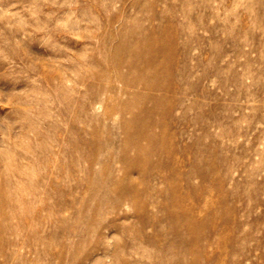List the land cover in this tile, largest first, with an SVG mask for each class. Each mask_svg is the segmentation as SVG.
I'll use <instances>...</instances> for the list:
<instances>
[{"label": "rangeland", "instance_id": "374dc122", "mask_svg": "<svg viewBox=\"0 0 264 264\" xmlns=\"http://www.w3.org/2000/svg\"><path fill=\"white\" fill-rule=\"evenodd\" d=\"M0 264H264V0H0Z\"/></svg>", "mask_w": 264, "mask_h": 264}, {"label": "bare ground", "instance_id": "6f19581e", "mask_svg": "<svg viewBox=\"0 0 264 264\" xmlns=\"http://www.w3.org/2000/svg\"><path fill=\"white\" fill-rule=\"evenodd\" d=\"M108 39V38H107ZM147 39V38H146ZM115 40V39H114ZM148 40V39H147ZM141 41H143V39L141 40ZM140 41V42H141ZM145 41V40H144ZM144 41H143V45L145 46V44H144ZM149 42H150V40H149ZM145 43H146V41H145ZM147 43H148V41H147ZM136 44V43H135ZM134 44V46H133V48L134 49H136V50H138L137 48H139L140 46H142L143 48H144V46L143 45H140V46H138L139 45V43L137 44V46ZM141 47V48H142ZM142 52V51H141ZM144 52V51H143ZM142 52V53H143ZM146 52V51H145ZM154 52V51H153ZM156 52V51H155ZM154 52V53H155ZM147 53V52H146ZM136 55V56H135ZM135 55H133V57H134V60L132 61L131 60V58H130V60L132 61H130V64H128V65H130V70H131V72H132V74L131 75H134L132 78H129V79H127V80H125V82L127 83L126 85H129L128 86V88H126L125 89V91H122L123 92V94H126V96H128V100H127V102H128V108L130 107V106H132L133 105V109H134V103L136 104L137 103V105H138V100L139 99H143V98H145V97H143L142 95H140V94H138V93H136V91L134 90V89H136L137 87H140V86H143V88H147V89H150V90H163V89H167L164 85H161L159 82H158V80H157V78H154V76H153V74H152V72H150V71H148V69H152V68H155V67H157L156 65H157V63H156V61L154 60V58L153 59H146V61H144V63H141V58H142V56H144V55H140L139 53L138 54H135ZM148 55V54H147ZM151 56L152 57H154L155 55L152 53L151 54ZM157 56V55H156ZM132 57V56H131ZM147 57V56H146ZM160 57V56H159ZM99 58V57H98ZM151 58V57H150ZM112 59H114V58H112ZM101 61H102V59H100ZM119 60V59H118ZM127 60L129 61V58L127 59V57H126V60L124 59V61H126L127 62ZM123 60H119V62H120V64L121 63H123L124 62ZM143 61V60H142ZM97 62V61H96ZM99 62V61H98ZM103 62V61H102ZM105 62V61H104ZM161 62V61H160ZM128 63V62H127ZM126 63V64H127ZM96 64V63H95ZM119 64V65H120ZM97 65V64H96ZM127 65V66H128ZM146 69H147V71H146ZM102 71V70H101ZM100 73V72H99ZM102 74H103V72H102ZM104 75H106V73H104ZM94 77V76H93ZM102 76H100L99 75V77H98V79H103V78H101ZM127 77H129V75L127 76ZM126 77V78H127ZM259 77V76H258ZM141 88V87H140ZM100 89V88H99ZM99 92V91H98ZM122 92H120V93H122ZM125 92V93H124ZM96 94H98V93H96ZM147 98V97H146ZM155 100L157 99V97L155 96V97H153ZM127 102H126V104H127ZM137 107V106H136ZM133 109H132V113H133ZM129 110H130V108H129ZM134 110H136V109H134ZM147 110H145V109H140L136 114H135V116H133V119H130V120H127V121H125V123L124 124H122V125H125V126H127L128 127V125H138V123H139V121L140 122H142V120H143V118H144V113L145 114H147ZM128 114V113H127ZM127 119V118H126ZM125 119V120H126ZM136 125V126H137ZM146 125H147V123L144 121V122H142L141 124H139L138 125V127H140V131L137 133V132H135L134 134H131V139H132V142H134V144L136 145V146H138V147H140L139 148V150L140 151H142L143 150V148L139 145V144H141L140 143V140H142V139H148L150 136L148 135V134H146L145 133V131H144V128L146 127ZM138 130V129H137ZM145 139V140H146ZM148 141V140H147ZM130 142V141H129ZM150 142H152V141H150Z\"/></svg>", "mask_w": 264, "mask_h": 264}]
</instances>
